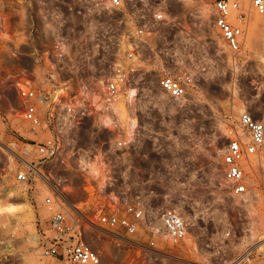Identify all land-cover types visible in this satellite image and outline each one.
Instances as JSON below:
<instances>
[{
    "label": "rangeland",
    "instance_id": "rangeland-1",
    "mask_svg": "<svg viewBox=\"0 0 264 264\" xmlns=\"http://www.w3.org/2000/svg\"><path fill=\"white\" fill-rule=\"evenodd\" d=\"M128 1L123 12H109L92 0L32 1L35 33L31 46L40 62L0 54V199L6 190L13 189L16 137L40 142L47 137L45 133L34 134L23 119L10 75L22 67L35 70L32 75H20L22 80H31L47 91L45 76L50 63L44 53L52 57L54 42L62 41L70 55L71 70L61 65L62 78L76 73L99 77L121 53L122 40L132 24L145 22L152 34L143 45L144 71L137 74L138 97L133 111L147 113L142 125L149 141L131 152L130 174L139 189L158 197L153 202L157 211L178 206L190 224L183 244L168 250L180 259L164 263L204 264L202 259L208 257L212 264H233L249 252L240 264H264V247L251 250L264 238V156L249 158L245 171L250 191L234 197L222 182L220 151L227 147L228 132L238 127L243 112L256 118L264 113V16L256 12L251 0H238L246 16L245 36L242 52L234 55L214 26L213 0L170 1L172 27L155 21L161 0ZM22 50L28 53L30 47ZM164 68L193 73L195 86L186 99L175 102L159 89L157 78ZM98 136L108 138L105 133L82 131L77 142L91 146ZM26 190L21 194L27 196L28 191L34 217L23 219L20 226L5 233L6 203L21 202L23 197L17 194L20 199H16L12 192L10 200L0 202V264H62L41 253L38 222L48 219L50 212L42 204L44 195L38 193L31 201ZM85 239L100 253L104 264L134 263L132 253L96 229L87 231Z\"/></svg>",
    "mask_w": 264,
    "mask_h": 264
},
{
    "label": "built area",
    "instance_id": "built-area-1",
    "mask_svg": "<svg viewBox=\"0 0 264 264\" xmlns=\"http://www.w3.org/2000/svg\"><path fill=\"white\" fill-rule=\"evenodd\" d=\"M32 1L0 0V54L14 60L28 58L36 64L41 58L31 46L35 33ZM161 1L155 21L172 27L169 2L184 0ZM92 3L109 12L126 11L129 5L128 0ZM251 3L264 16V0ZM212 6L215 28L231 53L240 54L246 16L239 1L213 0ZM131 27L122 40L121 53L99 77L76 73L69 79L62 78L61 65L66 64L69 70L70 60L62 41L54 42L52 57L44 53L50 63L45 76L47 91L31 80H22L20 75H32L35 70L22 67L19 73L10 75L23 119L34 134H47L41 142L16 137L13 189L22 193L27 188L31 201L38 193L44 195L42 204L50 216L38 222L40 250L44 257L62 264H104L100 253L85 239L90 229L111 237L117 247L132 253L133 264H165L166 260L180 259L168 250L181 246L189 235L190 224L178 208L168 205L157 211L153 202L158 197L144 193L131 178V152L149 141L142 125L147 113L133 111L130 106L122 119L115 106L126 95H130L129 102H136L137 74L144 71L141 63H145L143 45L150 41L146 36L152 34L145 22ZM23 47H30V51L24 52ZM157 84L171 100L179 102L190 94L195 77L187 69L164 68ZM82 131L105 133L108 138L98 136L94 138L97 143L81 146L77 134ZM227 139L222 182L232 196L241 197L250 191L245 165L252 156H264V113L256 118L251 112H243L238 127L228 132ZM142 157L146 159L147 154ZM80 196L85 200H74ZM14 198L20 199L18 195Z\"/></svg>",
    "mask_w": 264,
    "mask_h": 264
},
{
    "label": "bare ground",
    "instance_id": "bare-ground-1",
    "mask_svg": "<svg viewBox=\"0 0 264 264\" xmlns=\"http://www.w3.org/2000/svg\"><path fill=\"white\" fill-rule=\"evenodd\" d=\"M125 16V15H124ZM89 31V30H88ZM130 99V95H126L125 97H122L116 104L115 109L117 111H119V113H121V117L122 119L124 118V114L126 113L127 110H129L130 106L131 109L134 110L136 104H134V102H129ZM132 101V100H131ZM20 113V112H19ZM136 125V121L132 120V127H135ZM88 138V137H87ZM221 152H224V150H220ZM246 166V165H245ZM16 193V195H20L23 197V200L21 202L18 203H10L7 204L6 202L8 200L11 199L13 193ZM3 201V203H6V209H8V211L6 212V218H7V222L6 223V227H3L4 233L7 231H10L11 229H14L15 227H18L22 224V220L23 219H31L34 217V213H33V207L32 204L29 202L26 194L22 195L21 193L14 191V189H8L5 191V193L3 194V198L0 199V202ZM179 210H181L178 206H176ZM183 214V213H182ZM5 224V223H4ZM14 225V226H13ZM264 247V238H262L254 247L251 248V250L253 248H257L258 250H262ZM250 251V250H248ZM249 255V252H247L246 254H244V256L240 257L238 260H236L233 264H240L242 262V260H244L245 258H247V256ZM206 257H204V259L202 260H206L205 263L207 262V264H212L211 261L209 259H205ZM204 262V261H203ZM204 263V264H205Z\"/></svg>",
    "mask_w": 264,
    "mask_h": 264
}]
</instances>
